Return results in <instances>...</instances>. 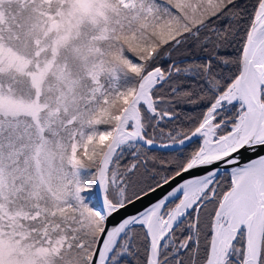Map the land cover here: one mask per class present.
Returning a JSON list of instances; mask_svg holds the SVG:
<instances>
[{
	"label": "snow or ice",
	"instance_id": "6c2138e0",
	"mask_svg": "<svg viewBox=\"0 0 264 264\" xmlns=\"http://www.w3.org/2000/svg\"><path fill=\"white\" fill-rule=\"evenodd\" d=\"M0 264H264V0H0Z\"/></svg>",
	"mask_w": 264,
	"mask_h": 264
}]
</instances>
